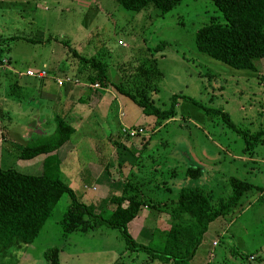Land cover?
Here are the masks:
<instances>
[{
	"label": "rangeland",
	"instance_id": "rangeland-1",
	"mask_svg": "<svg viewBox=\"0 0 264 264\" xmlns=\"http://www.w3.org/2000/svg\"><path fill=\"white\" fill-rule=\"evenodd\" d=\"M210 19L225 22L211 0H182L164 16L152 8L140 12L127 10L116 0H0V41L16 37L7 44L11 64L4 58L1 67L5 70L21 73L30 67L41 69L43 65L47 73L57 74L59 67H63L68 76L78 80L75 73L83 67L75 55L93 56L108 64L113 82L127 88L137 75L136 67L144 58H151L162 72L156 82L157 92L150 93L153 102L164 109L169 107L172 95L185 96L177 99L175 117L151 131L149 117L129 97L118 94L125 129L143 126L144 137H131L123 131L124 127L114 129L119 123L117 117L110 121L97 112L80 123L83 127L76 129L77 133L71 135L70 143L62 151L64 158L75 145L80 153L77 152V167L71 171L64 168L65 175L60 178L64 182L73 180L75 188L79 183L78 192L101 199L102 203L97 201V213L103 205L112 207L108 205L109 194L120 191L127 178L150 211L160 204L158 199L175 198L184 185L202 187L213 203L231 192L228 184L231 176L264 187V145L232 131L220 115L207 113L192 100L225 112L247 134L264 129V58L257 61L258 71L252 72L231 68L199 52L195 33ZM36 38H41L40 45L30 43L29 39ZM4 80L1 77L3 94L6 88L3 82L8 83ZM45 81L46 88L41 85L39 91L58 89L54 78ZM139 81L143 85L144 78ZM21 94L17 97L11 90L4 94L13 113L5 122L8 153L3 152L0 168L37 175L42 173L43 157L18 159L16 148L36 139V135H30V128L33 129L30 121L35 117L47 121L44 124L47 133L53 131V118L41 113L52 105V100L36 95L30 105V92L21 88ZM41 106L45 107L42 111ZM147 136L150 142L144 147ZM189 165L202 168L199 179L191 180L185 175ZM260 195L252 190L240 207L211 224L210 231L220 229L221 235L213 244L211 257L215 259L209 264L264 263V198L256 202ZM175 201L176 198L166 201L165 209ZM70 202L67 194L60 197L38 236L16 252V264H48L43 252L52 247L59 248L61 264H110L108 247L119 253L118 261L124 264H171L148 260L144 252L130 253L117 229L101 226L85 232L66 231L64 220ZM155 219L156 216L150 218L152 230L148 232L151 239L159 241L170 222L161 220L154 228ZM132 229L133 225L131 233ZM134 235L138 239L135 231ZM74 246L77 250L87 248L89 252L76 255L72 251Z\"/></svg>",
	"mask_w": 264,
	"mask_h": 264
},
{
	"label": "trees",
	"instance_id": "trees-1",
	"mask_svg": "<svg viewBox=\"0 0 264 264\" xmlns=\"http://www.w3.org/2000/svg\"><path fill=\"white\" fill-rule=\"evenodd\" d=\"M181 1L116 0L124 9L140 12L152 8L161 16L174 9ZM211 1L221 12L225 22L210 19L199 27L194 39L197 50L231 68L257 72V61L264 58V0ZM15 38L10 36V39L0 41V65L4 58L10 63L8 53L11 49L7 44ZM29 41L31 44L42 43L41 38ZM75 57L83 63V69H77L74 76L78 81L113 88L119 94L129 97L141 109L143 115L149 117L148 126L151 131L157 129L164 121L175 117L177 99L185 97L180 94L172 95L169 107L164 109L153 102L150 93L157 92L156 82L162 77L154 59L142 60L136 67L135 79L126 88L110 79L108 64L103 60L93 56ZM86 63L89 64L88 67ZM59 70L66 71L63 67H59ZM13 77L11 91L19 97L21 85L28 83L19 74H13ZM139 78H144L143 85ZM192 100L207 113L220 115L232 131L264 145V129L247 134L225 112ZM53 122L55 126L50 134L36 136L31 143L16 150L19 151L16 152L18 159L22 160L42 156L41 174L32 175L14 168H0V264H16V252L34 241L50 217L55 204L64 194L71 200L64 220L66 231L78 229L85 232L101 226L117 229L128 251L144 252L148 260L158 259L171 264H190L209 224L240 207L249 192L254 190L261 193L256 202L264 198V187L235 176L228 179L231 192L214 203L202 187L184 185L178 189L176 201L169 210L170 225L164 231L163 237L159 241L150 239L147 244L139 243L133 238L130 227L145 207L141 193L133 188L135 186L131 184L130 178H127L120 191L114 190L109 194L108 205L112 206L111 209L103 205L97 213L93 204L80 201L74 190L60 178L61 159L58 156L59 149L70 143L75 128L66 120L65 115L55 114ZM139 128L144 131L143 126ZM142 135L136 136L144 137ZM149 142L150 138L147 136L143 140V146H148ZM202 173V168L197 165H189L185 170V175L191 180L199 179ZM43 257L48 264H61L60 250L57 247L46 249Z\"/></svg>",
	"mask_w": 264,
	"mask_h": 264
},
{
	"label": "crops",
	"instance_id": "crops-1",
	"mask_svg": "<svg viewBox=\"0 0 264 264\" xmlns=\"http://www.w3.org/2000/svg\"><path fill=\"white\" fill-rule=\"evenodd\" d=\"M55 41V40H54ZM41 43H38V45H40ZM53 45V44H52ZM43 46V45H42ZM9 63V62H8ZM10 64H11V59H10ZM3 64L0 65V84H1V77H3L5 80H7L8 83L4 84L5 91L4 94L6 92H9L13 86V82H14V77L13 74H19L20 72H16L13 71L11 68V70H5V68H2ZM11 67V66H10ZM45 72V76L44 77H38L36 75L34 76H28L26 81H27V85L23 84L21 85L23 89L27 90L30 92V105L33 104L34 101V97L36 95H40V96H44L46 98H50L52 100V105L47 106L46 108L44 106H41V111L42 108H45V111L41 112L44 113V117H46L47 115L50 116V119L52 120L53 116L55 114L58 115H65L66 120L73 126V123L76 124V126H73L75 128V133H77L76 129L82 128L83 125L81 126V122L86 121L88 118H90V113H94L97 112L95 114L98 115H102L101 117H106L108 118L110 121H112V118H116L119 121L118 126H114L113 127V123L111 124L112 127L118 128V127H124V129L126 128L125 124L122 122V116L124 115L122 112L121 107H119V101H118V94L116 93L114 94L109 88H103L100 85L98 86H93V84H88L85 82H80L78 80H74L72 79L70 76H68L69 72L66 71H60L57 74H53L54 72H46L45 67L42 65L41 69H39V67H30V69H27L26 71H22L19 75L23 76L24 75L27 76V72ZM3 72H5V74H3ZM7 72V73H6ZM54 78L56 86L58 89H54L51 90L49 92H45V91H39L40 90V86L42 85L43 88H46V79L47 78ZM60 79H65L66 81L63 82V84L61 86H59L57 84V80ZM77 81V82H75ZM8 88H7V86ZM38 91L40 93H38ZM2 94V96H0V124L3 123L2 125H0V158H4V155L6 153H8L6 150V148L8 147V145H6V142L8 141V132L6 129V125L5 122L11 118V115L13 113V110L10 109L9 107H7L6 104V98L4 97V94L2 92H0V95ZM21 96H23L21 94ZM86 98V99H85ZM100 111V112H99ZM99 112V113H98ZM37 114V113H36ZM123 114V115H122ZM38 115H40L38 113ZM37 115V116H38ZM40 117V116H38ZM38 117L33 118V122L32 120L30 121V126H33V129L30 128V135H36V136H42V135H46L49 134L47 133L48 129H45L47 121L43 120L42 118L40 120H36ZM43 117V116H42ZM34 123V125H33ZM95 124L97 125V122H94V126ZM88 127V126H87ZM98 127V125H97ZM89 128V127H88ZM51 133V132H50ZM76 137V136H75ZM75 143H78V141H74ZM13 144H9V146H12ZM5 147V148H4ZM21 147V145H19L16 150H18ZM63 147L59 149L58 152V156L61 159L59 168H60V172H61V178L62 176L65 175L64 173V168H67L68 170H73L74 168L77 167V161L79 160V150L76 151L75 150V145L73 146V149L68 153V155L66 157H62V151H63ZM4 150V151H3ZM4 152V155H3ZM10 152V151H9ZM78 152V153H77ZM80 154V153H79ZM43 162V160H42ZM73 180L69 179L68 181H66L65 183H67L75 192L76 197L86 203V204H93L95 206L96 211H98L99 209L97 208L98 206V202L101 201L98 200L99 198H96L95 195H88L85 192L79 191L78 192V186L77 188H75L73 186ZM92 192V191H89ZM106 195V194H105ZM174 199L173 198H164V199H158L157 202H159L160 204L156 205L157 208L154 209V211H150L148 210V206L145 205L144 207V211L142 212V215L140 217H138L137 219L139 220H134L132 225H133V229H132V236L133 238L139 242V243H143V244H147L150 242L151 236H150V232L152 230L151 225L149 224L150 218L153 216H156L155 219V224L154 228H156L159 224V221L161 220H168V222H170V218L168 216L169 214V210L172 208V204L169 206V208L165 209L166 204L165 202H172ZM98 201V202H97ZM111 209V208H110ZM221 219V218H217L216 220ZM216 220L212 221L209 226L208 229L206 231V233L203 236V240L201 242V244L198 246L193 258L190 260V264H206L208 262L211 263L210 260H214L215 258L211 257V250L212 247L214 246L213 244H215V240L219 237L221 230L219 229V231L214 230L213 232L210 231L211 228V224L215 223ZM131 225V226H132ZM142 228H145V230H141ZM136 233L137 238L136 239L135 235H134V231ZM150 231V232H148ZM147 232V235H145V233ZM223 232V231H222ZM143 233V234H142ZM212 233V234H210ZM141 238V239H140ZM106 246V245H105ZM97 248H102V247H97ZM109 250L111 251V259L108 260L112 263L110 264H124L122 261H118L119 258V253H117L113 248L108 247ZM81 249V248H80ZM78 249V250H80ZM78 250L76 249V247L74 246L72 251L76 254V255H84V252H89L87 251V248H83L82 250H80V252H78ZM264 250V248L262 249V251ZM131 253V251H129ZM261 252V251H260ZM136 253V252H135ZM147 256V255H146ZM115 257H117V261L115 260ZM153 261V260H152ZM264 264V263H263Z\"/></svg>",
	"mask_w": 264,
	"mask_h": 264
},
{
	"label": "built area",
	"instance_id": "built-area-1",
	"mask_svg": "<svg viewBox=\"0 0 264 264\" xmlns=\"http://www.w3.org/2000/svg\"><path fill=\"white\" fill-rule=\"evenodd\" d=\"M27 75H30V76H38V77H44L45 76V72L42 71V72H27ZM66 80L65 79H60V80H57V84L59 86H61L63 84V82H65ZM93 86H98V84H93ZM123 131H127L126 129H123ZM128 133L131 137H134L136 135H139V134H144V131L141 129V128H138V129H128V131L126 132Z\"/></svg>",
	"mask_w": 264,
	"mask_h": 264
}]
</instances>
